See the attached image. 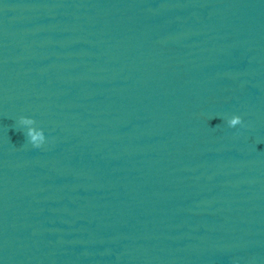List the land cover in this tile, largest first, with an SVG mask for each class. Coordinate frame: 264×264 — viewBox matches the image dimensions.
I'll return each instance as SVG.
<instances>
[{
	"label": "water",
	"instance_id": "water-1",
	"mask_svg": "<svg viewBox=\"0 0 264 264\" xmlns=\"http://www.w3.org/2000/svg\"><path fill=\"white\" fill-rule=\"evenodd\" d=\"M0 264H264V0H0Z\"/></svg>",
	"mask_w": 264,
	"mask_h": 264
},
{
	"label": "clouds",
	"instance_id": "clouds-1",
	"mask_svg": "<svg viewBox=\"0 0 264 264\" xmlns=\"http://www.w3.org/2000/svg\"><path fill=\"white\" fill-rule=\"evenodd\" d=\"M202 118L209 124L212 120L207 115L202 114ZM19 124L28 129V143H30L34 148H42L49 143V137L44 131H37L35 125L37 120L28 115H21L18 117ZM222 124L227 125L230 128H236L244 123V118L241 115H232L230 117H225ZM218 126V125H217ZM216 126V127H217Z\"/></svg>",
	"mask_w": 264,
	"mask_h": 264
}]
</instances>
